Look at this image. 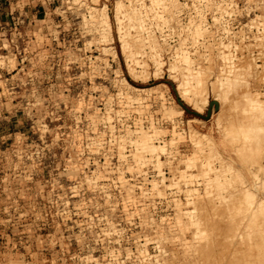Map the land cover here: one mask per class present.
Wrapping results in <instances>:
<instances>
[{"label": "rangeland", "instance_id": "rangeland-1", "mask_svg": "<svg viewBox=\"0 0 264 264\" xmlns=\"http://www.w3.org/2000/svg\"><path fill=\"white\" fill-rule=\"evenodd\" d=\"M263 2L174 1L179 14L173 17V30L164 33L166 41L158 42L162 72L153 77L149 66L144 73L147 82L141 84L128 75L121 55L114 21L116 0H98L97 4L85 0L90 8H106L111 26L107 43H101L91 25L84 24L89 16L72 0H0V264H143L140 251L147 252L148 264L250 262L252 252L224 246L203 261L191 232L174 228L181 217L171 202H185L184 194L166 189L172 178L168 165L182 170L178 163L191 154V133L210 138L219 155L227 159L232 148L221 127L231 122L232 110L223 114L222 101L212 95L209 81L205 84L209 103L203 113H196L180 100L167 71L179 49L201 70L212 67L216 64L212 46L217 41L238 46L234 55L241 66L248 67L255 55L247 59L241 52L249 37L246 26L259 17ZM218 4L227 5L228 12L213 26L209 9ZM198 16L203 31L198 44H193L189 32L182 41L184 27L191 20L198 22ZM206 42L211 51L201 60L200 44ZM104 48L110 52L101 53ZM121 80L146 91L122 89L117 84ZM256 87L263 92L258 82ZM119 91L130 94L135 103L120 110ZM160 95H165L167 108L182 116L163 120ZM150 121L156 131L163 132L161 140L151 145L164 147L172 139L174 145L157 159L144 154L140 159L145 165L138 166L132 159L134 148L122 141L128 131L150 132ZM136 137L131 139L136 141ZM170 153L174 161L168 160ZM241 160L233 159L235 168ZM157 162L164 176L152 177L148 187H135L131 179L151 167L158 172ZM119 172L125 188L117 181ZM93 174L101 178L96 181ZM88 180L94 183L91 187ZM153 184L158 185L159 194L152 192ZM195 187L202 196L203 186ZM215 204L205 200V212L196 206V214L212 219ZM203 223L200 227L209 235L211 228Z\"/></svg>", "mask_w": 264, "mask_h": 264}, {"label": "bare ground", "instance_id": "bare-ground-1", "mask_svg": "<svg viewBox=\"0 0 264 264\" xmlns=\"http://www.w3.org/2000/svg\"><path fill=\"white\" fill-rule=\"evenodd\" d=\"M174 1L116 0L114 21L121 55L128 75L135 82L141 84L147 82V76L144 73L149 66L154 70L153 77L159 76L162 72L163 62L158 42L166 41L167 36H164V33L168 34L173 30V17L179 14L178 9L175 11L173 7ZM202 1L206 0H200ZM72 2L88 14L89 21L87 23L84 21V24L91 25V29L97 33L101 43L111 41V26L106 8H90L85 0H72ZM91 2L97 4L98 0H91ZM259 6L260 15L246 26L249 37L241 49L247 59L250 58V54L255 55L253 60H249L248 67L241 66L240 60L234 55L239 50L238 46L217 41L212 46V53L216 60V64L212 67L201 70L194 65L183 49H179L173 54L174 63L167 71L169 77L176 83V92L180 100L196 113H203L209 103L205 89V84L209 81L212 82V95L222 101L223 114L228 109L232 110L229 117L231 122L228 123L226 118L227 122L221 127L223 137L232 148L227 159L219 155L217 146L210 138L191 133L188 141L192 147L191 154L178 163L182 170L178 171L177 167L170 169L171 164L168 165L172 178L166 189L176 194H184L185 202V204L178 200L171 202L176 215L181 217L178 218L174 228L179 229L180 232L189 234L191 232L195 246L200 248L198 256L203 261H208L214 251H220L224 246L233 251L241 249L252 252L249 253L250 262L247 264H257L262 261L264 263V90L262 92L256 87L258 82L261 85L260 88L264 89V2ZM227 7L225 4H218L209 9L212 13L213 26H217L220 17L228 12ZM184 28L187 30L183 33L182 41H186L189 32L191 41L197 45L198 40L203 36L202 17L198 16V22L189 21ZM156 35L159 37H155ZM200 46L203 52L200 56L201 60H206L208 56L205 54L211 49L209 50L207 42L201 43ZM109 52L108 48L101 50L104 54ZM256 60L260 61L261 65H253L252 62L255 63ZM176 73H179V79ZM117 84L120 88L135 93L146 91L131 87L125 80L118 81ZM159 87L168 91L164 85ZM116 97L120 110L127 109L135 103V99L130 94L119 91ZM159 100L163 120H174L182 116V112L166 107L168 103L165 95H160ZM104 122H109V119L106 118ZM149 126L148 133L141 128L135 133L126 132L127 138L122 141L123 145L134 148L136 155L132 156V159L136 160L135 163L138 166L145 165V162L140 159L144 154L152 157L151 159H157L166 147L174 145L172 139L164 147L152 146V142L161 140L163 132L156 131L151 121ZM133 135L137 136L136 141L131 139ZM237 156L242 160L235 168L232 161ZM120 158L124 159L122 155ZM168 160L174 161L175 156L170 153ZM227 161L230 162L228 166L225 165ZM216 165L218 167H215ZM161 167L162 164L157 162L158 172L163 175ZM118 177L117 181L125 188L122 182L123 173L119 172ZM100 178L98 175L95 180ZM163 181L164 178L162 183ZM86 184L91 187L94 183L88 180ZM196 185L203 186L202 196L192 189ZM186 187H189V190L183 191ZM157 189L158 185L153 184L152 192L156 191L159 194ZM208 199L215 201V206H218L215 207V215L212 219L206 218L205 215L201 217L204 202ZM189 205L194 208L188 210ZM196 206L202 212L200 215L196 214ZM201 221L211 228V237L208 241L206 236L210 234L207 235L206 231L201 229ZM148 242L147 239L144 240L145 245ZM138 258L143 264L149 262L146 251H140ZM233 263L238 264L237 260H233ZM8 264L17 263L10 261Z\"/></svg>", "mask_w": 264, "mask_h": 264}, {"label": "built area", "instance_id": "built-area-1", "mask_svg": "<svg viewBox=\"0 0 264 264\" xmlns=\"http://www.w3.org/2000/svg\"><path fill=\"white\" fill-rule=\"evenodd\" d=\"M151 170H143L141 171L139 174L135 175V177L133 179H131L132 184H134L135 187H148L149 185H147L148 180L152 179V177H159L158 174L159 172L153 170V168H150ZM164 172H162L163 176H164ZM148 174H150V176H147Z\"/></svg>", "mask_w": 264, "mask_h": 264}]
</instances>
